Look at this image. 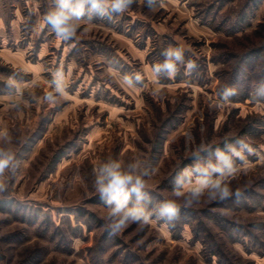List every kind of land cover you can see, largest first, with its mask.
I'll return each instance as SVG.
<instances>
[{"label":"rangeland","instance_id":"rangeland-1","mask_svg":"<svg viewBox=\"0 0 264 264\" xmlns=\"http://www.w3.org/2000/svg\"><path fill=\"white\" fill-rule=\"evenodd\" d=\"M52 7L0 0V132L20 162L0 196V264H264V94L256 95L264 0H163L154 9L137 0L111 19H83L69 41L44 23ZM169 46L199 67L181 65L158 83L152 66ZM257 49L261 58L247 67ZM57 69L67 93L45 102ZM135 72L143 85L125 86L121 76ZM7 85L23 89L18 108ZM226 85L237 94L218 108ZM240 139L254 151L233 157L229 198L184 207L173 197V181L201 145L206 160ZM136 158L150 170L148 207L176 199L179 218L112 234L94 172L101 162Z\"/></svg>","mask_w":264,"mask_h":264},{"label":"clouds","instance_id":"clouds-1","mask_svg":"<svg viewBox=\"0 0 264 264\" xmlns=\"http://www.w3.org/2000/svg\"><path fill=\"white\" fill-rule=\"evenodd\" d=\"M163 0H144L149 9L158 7ZM53 7L45 14L46 23L55 35L64 41L75 38L80 22L94 17L111 19L131 9L137 0H51ZM163 60L152 66V72L159 83L162 78H174L181 65L191 73L197 70L198 64L186 59L183 47L169 46L161 52ZM121 82L129 87H140L144 77L140 72L123 74ZM51 91L43 96L45 102H55L59 96L67 93L66 74L62 69L52 73L50 81ZM12 91V103L19 107L15 96H23V89L7 85ZM237 94L232 86H224L218 92L219 100L216 107H222L230 102ZM264 94V83L256 90V95ZM255 98V97H254ZM35 99V98H34ZM36 102H39L37 100ZM4 144L0 146V196H3L9 187V176L17 170L20 162L16 153L9 147L11 138L7 132H0ZM209 151L203 145L193 153L196 162L179 172L173 181V197L184 199V207L199 204L202 197L210 201H223L230 197L231 189L225 177L236 173L237 166L233 157L244 160V153H252L254 149L244 139L237 140L235 144H226L225 150L217 148L208 159H203L200 153ZM150 175L147 161L136 158L128 162L108 160L101 162L94 172V190L104 201L107 215L104 217L105 227L116 234L129 223L148 225L153 218L164 224H171L179 218L181 206L176 199H165L152 208L148 207L151 196L146 191V177ZM192 185L187 193L185 185Z\"/></svg>","mask_w":264,"mask_h":264},{"label":"trees","instance_id":"trees-1","mask_svg":"<svg viewBox=\"0 0 264 264\" xmlns=\"http://www.w3.org/2000/svg\"><path fill=\"white\" fill-rule=\"evenodd\" d=\"M241 20H242V22H245V19H244V17L243 18H241ZM241 22V23H242ZM239 25V29H237L235 32H237L238 30H241L242 29V27H243V24H238ZM232 33H233V30H232ZM257 55H255V54H250V55H248L247 57H246V59H245V62H244V64L247 62V67H249V66H254L255 64H256V61H258V59L259 58H261V54H262V49H257V50H255L254 51ZM261 75L263 76L264 75V70L261 72ZM260 75V76H261ZM261 83H264V80H263V78H262V80H261ZM261 100H264V98L263 99H261ZM171 226H173V223H171L170 224Z\"/></svg>","mask_w":264,"mask_h":264}]
</instances>
